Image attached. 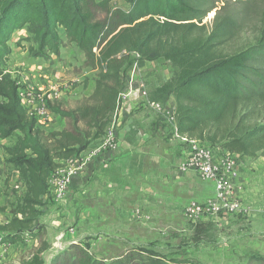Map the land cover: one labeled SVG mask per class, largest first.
Wrapping results in <instances>:
<instances>
[{
    "label": "rangeland",
    "instance_id": "obj_1",
    "mask_svg": "<svg viewBox=\"0 0 264 264\" xmlns=\"http://www.w3.org/2000/svg\"><path fill=\"white\" fill-rule=\"evenodd\" d=\"M215 7L202 23L208 30L227 16H237L241 24L227 52L249 46L264 31V0H220ZM128 10L122 1L90 7L95 22L115 28ZM59 35L57 55L40 52L25 30L7 44V70L20 93L42 95L48 107L72 115L51 110L50 122L41 127L45 143L56 154L67 147L75 156L59 162L50 175L37 237L25 235L20 243L0 246V264H22L44 247V264H78L83 253L105 264L129 253L172 263L264 264L259 212L264 208V158L230 153L240 164L238 198L247 212L205 214L193 222L185 211L193 203L206 208L213 187L192 177L170 182L174 103L170 96H154L177 69L168 61L143 62L123 53L111 72L99 63L98 48L89 56L61 30ZM15 143L16 137L0 140V208L23 192L4 150ZM8 212L0 214V224L7 222Z\"/></svg>",
    "mask_w": 264,
    "mask_h": 264
},
{
    "label": "trees",
    "instance_id": "obj_2",
    "mask_svg": "<svg viewBox=\"0 0 264 264\" xmlns=\"http://www.w3.org/2000/svg\"><path fill=\"white\" fill-rule=\"evenodd\" d=\"M113 1L126 3L129 10L120 14L117 28L103 27L94 21L90 7H108ZM219 1L0 0V140L16 137V143L4 150L23 188L14 203L0 208V214L9 211L7 222L0 224V246L20 243L25 235L37 237L50 195V175L59 162L75 156L67 147L54 153L42 136L46 132L27 117L19 85L6 66L11 52L7 44L20 30L40 52L56 55L61 30L86 55L94 56L98 48L99 63L111 72L123 53L143 62H170L177 72L154 96L172 97L177 134L245 158H264V31L249 46L225 51L241 28L238 17L227 16L210 30L202 24ZM218 16L219 12L214 22ZM49 106L61 117H72ZM47 249H38L22 264H44L41 255ZM157 260L129 253L109 264H186ZM78 264L105 263L83 253Z\"/></svg>",
    "mask_w": 264,
    "mask_h": 264
},
{
    "label": "built area",
    "instance_id": "obj_3",
    "mask_svg": "<svg viewBox=\"0 0 264 264\" xmlns=\"http://www.w3.org/2000/svg\"><path fill=\"white\" fill-rule=\"evenodd\" d=\"M18 93L27 117L38 127L46 126V120L50 122L51 110L44 97L34 93L22 95L20 88ZM48 98L53 100L52 94ZM151 108L155 112L161 111L159 105H151ZM170 121L173 126L174 145H176V149L171 151L170 182H179L182 178L192 177L207 182L213 187L214 198L206 202V208L193 203L185 213L190 212L194 222L202 219L205 214L221 213L223 217H231L243 209L247 212V208H243L238 198V194L242 193L239 185L242 180L239 162L228 152L220 154L217 149L203 145L197 140L179 136L174 126L173 115ZM168 181L165 180L164 183L167 185ZM259 212L264 219V208Z\"/></svg>",
    "mask_w": 264,
    "mask_h": 264
},
{
    "label": "crops",
    "instance_id": "obj_4",
    "mask_svg": "<svg viewBox=\"0 0 264 264\" xmlns=\"http://www.w3.org/2000/svg\"><path fill=\"white\" fill-rule=\"evenodd\" d=\"M41 84H43V83H41ZM164 153L167 154V151L165 150Z\"/></svg>",
    "mask_w": 264,
    "mask_h": 264
}]
</instances>
